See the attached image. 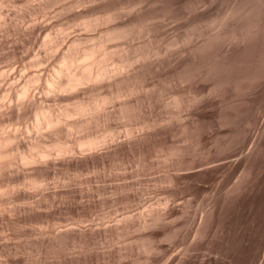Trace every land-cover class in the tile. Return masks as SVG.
I'll return each mask as SVG.
<instances>
[{
	"label": "rangeland",
	"instance_id": "obj_1",
	"mask_svg": "<svg viewBox=\"0 0 264 264\" xmlns=\"http://www.w3.org/2000/svg\"><path fill=\"white\" fill-rule=\"evenodd\" d=\"M0 10V66L14 74L51 76L62 52L116 28L128 34L105 41L109 61L130 60L119 85L56 95V109L109 97L70 135L106 140L50 148L26 167L41 185L0 212V264H264V0H0ZM124 101L129 117L118 116ZM25 116L0 109L9 126H30Z\"/></svg>",
	"mask_w": 264,
	"mask_h": 264
},
{
	"label": "bare ground",
	"instance_id": "obj_2",
	"mask_svg": "<svg viewBox=\"0 0 264 264\" xmlns=\"http://www.w3.org/2000/svg\"><path fill=\"white\" fill-rule=\"evenodd\" d=\"M206 9H207V7H206ZM209 9H208V11H209ZM208 11L205 10V12H208ZM0 13H1V10H0ZM91 23L92 22L87 21L84 23V25H85V27H88L91 25ZM39 33L40 32H38V34ZM241 33H243V32H241ZM43 34H44V32H43ZM97 34H99V33H97ZM127 34H128V32L126 29L116 28L112 31L107 32L105 35L99 37L96 41L92 42L91 44L84 46V47H81L80 49H78L73 54H71L69 50L62 52V54L58 57L57 64H52V66H51V68L53 69V74H52L53 76L52 75L51 76H44L45 70L43 68L32 70V71H29L27 73H17L16 72V74H14L15 73L14 69L10 70L9 65L0 66V88L3 89L2 90L3 92L0 95L1 112L3 113L4 110L14 108L16 113H17V117H19L21 119L27 114V111L29 110V112H31V115L33 116V119H34V120H32L33 123L31 121L32 124L30 126H28L30 124V123H28V125L23 126V128H21V129H20V127L12 126V124H10L11 126H9L8 124L0 122V178L4 177V176H14L15 175V179L10 180L9 182H6L4 184H2V182L0 180V212H3V210H5L6 202L9 203V200L11 199V197L15 193V191L20 192L21 193L20 195L22 196V197L21 196L20 197L24 198V195L27 192L29 184L33 185V186L41 185V180H38L34 177H31L30 174L26 171L27 170L26 167L28 165L35 164L38 161H43V162L46 161V158L51 154L50 148L54 149L59 154H63V153L69 152L70 150H74V149H85V150L91 149V148L97 147L98 145L105 142L106 137H104V136H92V135L88 134L85 136L83 135V136L71 137L70 135L74 132H83L87 128H89V125L92 122V120H97L99 118L100 113L103 111L105 104L110 99L109 97H107V96H105V97L93 96L92 98L85 100V101L84 100H77V101L74 100L75 102H73V104L71 106H65V107H62L61 109H56L54 107L53 102L56 98V95L61 93V92L64 93V92L79 90V89L83 88L88 93L93 94L94 91L97 88H99V86H101L103 83L107 84L108 86H111V85H119V84L125 82L126 80H128V77L125 76L123 72H124L125 66L129 65V63H130L129 58H127V56L125 55L126 57L124 56L125 58L123 57V59L120 62H113L114 60L109 61L110 51L107 50V47L105 46L106 40L111 39V38L124 37ZM231 34H233V32H231ZM43 38L44 37H42V39ZM72 38H74V37H72ZM216 39L218 40V37ZM234 39H235V37H234ZM242 39H243V37H242ZM54 42L53 41L49 42L48 48L55 46ZM214 44H215V42H214ZM214 44H213V46H215ZM58 46H59V44H58ZM63 46H65V45H63ZM201 46H203V48H205L204 44H202ZM207 47H209V45ZM209 49L210 48H208L207 51L213 50V49H210V50ZM148 52H150V51H148ZM207 54L205 56L207 58H209L207 56ZM205 56H204V58H205ZM131 58H132V56H131ZM197 58H195L196 62L197 63L201 62V61H198ZM205 61H207V59ZM221 61H223V59ZM201 63H199V64H201ZM212 63L213 62H211V64ZM202 64H204V63H202ZM206 66H207V64H206ZM12 67H14V66H12ZM224 67L225 66H223L222 68L224 69ZM222 68H220V69H222ZM127 70H129V69H127ZM225 70H226V68H225ZM197 72H195V73H197ZM200 72L201 71H199L198 74ZM224 73L223 74L221 73V74L224 75ZM213 74H214V72H213ZM193 75H194V73H193ZM195 75L198 76L197 74H195ZM228 75H229V73H228ZM183 76H184V74H183ZM202 76L203 75L201 74V77ZM229 76H231V75H229ZM209 77H210V75H209ZM209 77H208V79H209ZM214 78L216 79V77H214ZM223 78L225 79L226 77L223 76ZM206 80H207V78H206ZM215 81L217 82L218 80H215ZM225 81H227V80H225ZM211 84H213V82ZM132 85H130V86H132ZM37 92H41L42 98H40V100L38 99V97H36ZM112 93H114V92H112ZM120 95H121V93H117L115 95V97H118ZM80 99H82V98H80ZM174 102L178 104L177 100H175ZM129 115H131V111L128 108L127 103L124 101L119 105L118 116L119 117H129ZM19 130H21V131H19ZM20 134H22V135L24 134L25 138L20 137ZM109 134H110V132H109ZM64 137H66V138L63 139ZM47 142H50V143L47 144ZM230 148H231V146H230ZM232 150H234V149H232ZM253 184H254L253 185V187H254L255 183H253ZM248 191H250V190H248ZM254 191H252V192H254ZM249 195L250 194H248V196H247L248 199L250 198ZM244 200H246V199H244ZM253 201H254V199L251 202L253 203ZM243 202H245V201H242V203ZM251 202L249 203V201H248V205L249 204L251 205ZM258 202L259 201L257 200V203ZM237 203H238V201H237ZM239 205L241 206V204H239ZM251 207H250V209H251ZM256 211L259 212V210H256ZM260 217H262V216H260ZM247 218H248V216H247ZM256 219H257V217H256ZM251 220H252V218H251ZM253 220H254V218H253ZM262 220H264V219H262ZM243 224H241V225H243ZM260 224H261V222H260ZM232 225H233V223H232ZM258 226H259V223H258ZM260 226H262V225H260ZM243 227H245V226H243ZM68 228L69 227L64 229V231H67ZM256 228L254 227V229H256ZM262 230H264V229L262 228ZM237 232H239V229ZM247 234H248V232H247ZM254 235L255 234H253V236ZM263 235L264 234L262 231V236ZM249 237H251V236H249ZM1 239L6 241L4 236L0 235V240ZM239 240H240V238L238 239V241ZM240 241H243V240H240ZM188 243H189V240H188ZM178 249H179V247H178ZM238 249H240V248H238ZM257 250H259V249H257ZM224 252H226V251H224ZM254 252H253V254H254ZM242 259L245 260V258H242ZM225 260L226 259H224V264H225ZM217 261H219V260H217ZM253 262H256V261L253 259ZM240 263H241V261H240Z\"/></svg>",
	"mask_w": 264,
	"mask_h": 264
}]
</instances>
